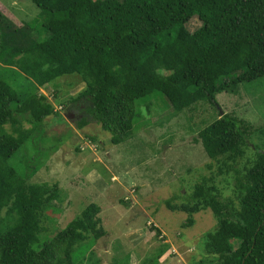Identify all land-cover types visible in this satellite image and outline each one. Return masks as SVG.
<instances>
[{"label":"trees","instance_id":"1","mask_svg":"<svg viewBox=\"0 0 264 264\" xmlns=\"http://www.w3.org/2000/svg\"><path fill=\"white\" fill-rule=\"evenodd\" d=\"M31 1L40 8L43 39L31 34L38 19L17 26L0 11V65L16 67L33 84L20 91L0 74V264H75L77 247L87 253L106 234L100 206L88 203L64 227L41 237L44 211L56 194L29 181L39 166L16 176L9 163L55 113L38 88L65 74L80 75L85 87L69 100L82 113L77 127L96 123L118 144L131 136L139 98L158 91L179 113L202 100L217 104L216 94L236 93L241 82L263 76L264 0ZM192 16L201 25L189 31ZM251 128L219 113L198 137L206 155L228 172L244 156ZM254 147L251 163L236 176L237 201L222 199L206 177L184 201H163L167 209L187 213V224L192 214L212 211L216 227L205 234L204 248L216 264H264V147ZM168 249L161 244L143 263L157 264Z\"/></svg>","mask_w":264,"mask_h":264},{"label":"rangeland","instance_id":"2","mask_svg":"<svg viewBox=\"0 0 264 264\" xmlns=\"http://www.w3.org/2000/svg\"><path fill=\"white\" fill-rule=\"evenodd\" d=\"M0 11L17 26L38 19L32 22L31 34L38 39L46 36L39 25L40 8L31 0H0ZM200 25L197 16L186 23L189 31ZM0 74L20 91L33 87L31 78L14 66L1 64ZM84 87L80 75L73 73L38 88L55 113L47 115L41 128L9 159L16 176L39 166L29 181L56 194L44 211L41 237L96 202L106 234L87 253L77 247L75 264H142L163 243L169 249L157 264H216L204 248L205 234L216 227L212 211L192 214L193 223L187 224V213L167 209L163 201L170 197L184 201L203 177L212 178L222 199L237 201L236 176L254 158V145L264 147V134L258 132L264 129V75L241 82L236 93L216 94L217 104L202 100L179 113L158 91L139 98L131 136L118 144H112L109 132L96 123L77 127L82 113L69 100ZM220 112L252 126L245 136L244 156L228 172H221L222 163L206 155L198 137V131ZM22 126L31 124L23 121ZM4 127L13 132L9 124Z\"/></svg>","mask_w":264,"mask_h":264},{"label":"water","instance_id":"3","mask_svg":"<svg viewBox=\"0 0 264 264\" xmlns=\"http://www.w3.org/2000/svg\"><path fill=\"white\" fill-rule=\"evenodd\" d=\"M220 114L222 115V114H223V112H220Z\"/></svg>","mask_w":264,"mask_h":264}]
</instances>
